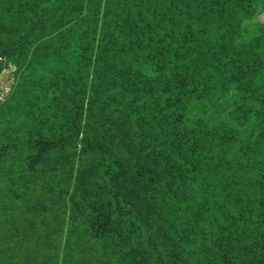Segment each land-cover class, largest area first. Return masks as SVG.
<instances>
[{
  "label": "trees",
  "instance_id": "obj_1",
  "mask_svg": "<svg viewBox=\"0 0 264 264\" xmlns=\"http://www.w3.org/2000/svg\"><path fill=\"white\" fill-rule=\"evenodd\" d=\"M0 9V264H264V0Z\"/></svg>",
  "mask_w": 264,
  "mask_h": 264
},
{
  "label": "rangeland",
  "instance_id": "obj_2",
  "mask_svg": "<svg viewBox=\"0 0 264 264\" xmlns=\"http://www.w3.org/2000/svg\"><path fill=\"white\" fill-rule=\"evenodd\" d=\"M1 11V9H0ZM17 16V6H13V8L10 11V15L7 19L8 25H16L18 29L22 28L23 26L19 25L16 19ZM264 22V13L263 11H257L255 14V20L253 23L249 24V31L253 32V34H257V26L256 24H261ZM14 36L12 38H15V32H13ZM258 35L261 36V34L258 33ZM11 39V38H10ZM3 35L0 34V47L5 46V44L8 42V40ZM11 57H4L0 62V106L1 105H7V107L10 109L11 104L21 102L26 98L27 101H29L28 95L26 92H22L19 96L16 94L18 93V82L21 76V69L17 65V55L12 54ZM9 103V106H8ZM236 105H231L228 108V111L231 112L237 108H243L239 110L245 111V109H252L254 106V102L252 100L250 101H241L238 100V102H235ZM260 111L262 113V119L256 129L255 134L253 135V139L258 140L261 139L264 134V131L261 130L264 127V102L260 105ZM242 140H245L249 142L247 138H241Z\"/></svg>",
  "mask_w": 264,
  "mask_h": 264
}]
</instances>
